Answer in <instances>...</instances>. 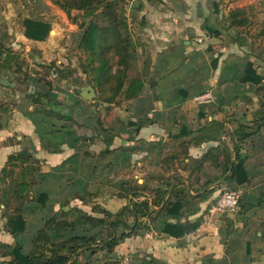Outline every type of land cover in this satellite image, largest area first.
<instances>
[{
	"label": "crops",
	"instance_id": "crops-1",
	"mask_svg": "<svg viewBox=\"0 0 264 264\" xmlns=\"http://www.w3.org/2000/svg\"><path fill=\"white\" fill-rule=\"evenodd\" d=\"M141 3L136 7L139 8ZM197 5L199 7L197 6L195 13L190 11V15L185 10L178 12L181 24L178 27L174 25L176 23L172 24L174 34L170 32L168 37L158 38L154 63L160 70V76L163 77L183 66L174 65L175 58L179 57V54L188 55L183 60L184 65L191 64L194 59L204 60L202 62L205 63L206 68L211 69L212 74L215 69L220 68L219 85L217 84L218 87L223 85L220 90L211 89L212 86L207 80L197 86L198 93L192 99V95L188 94L172 102L170 96H162L159 99V94L155 95L154 100L151 91L145 92L144 86L137 98L126 100L129 106L125 111L131 121L126 122L115 111L119 121L113 124L116 130L113 128L109 130V140L105 136L109 126L102 123L104 120L95 114L92 118L86 116L84 108L90 102L83 96L73 98V108L70 111L65 102L63 103L64 98L60 96L61 93L51 91V95L59 103L53 104L54 111L60 110L59 114L53 113L48 108L42 109L41 105L29 100H20L16 104V108L20 111L19 117L17 113L16 116L14 114L13 119L9 117L10 126L4 127L0 132V171L10 154L22 150V146L25 147L24 150L27 149L33 154L34 163L39 165L40 170L35 173L38 176L37 180L41 184L56 182L51 185L55 196L52 216L58 214L62 207L65 211H70L69 214L76 215L83 211L95 217H102L104 209L118 211L128 200L122 197L121 188L116 191L109 184L119 180H121L118 182L120 187L123 181L137 179L140 186L150 194L156 196L159 192L160 206L154 205L153 208L160 210V215L155 220L151 219L147 222L149 229L127 237L120 243L112 253L115 257L130 261V258L137 256L146 258V262L153 260L160 264H264V200L261 201L264 195V125L258 128L253 123V114L246 111L244 104L239 100L240 97H245L243 96L245 88L242 85L248 84L247 88H250V83H243L240 79H235L234 75L243 73L245 66L239 65L238 57L231 62L224 57L226 63L223 64L221 57L217 56L219 53H215L216 49L225 46L227 42L217 44L214 51L210 52L211 44L203 42V39L201 42L197 41L198 36L205 33L203 31L197 33L196 29L191 31L189 28L194 24L196 27L197 23L193 20L202 18L198 11L199 8L202 9L203 3L200 1ZM159 27L160 25L157 31L160 34L169 33L160 31ZM203 29L208 32L207 27L203 26ZM210 31L215 33L216 30ZM191 32L196 36L190 38ZM209 32L208 34L215 38V34ZM22 34L23 38L39 45L47 42V39L33 40ZM224 50H221V56L225 54H223ZM136 56L140 58L131 61L130 66L135 67L134 63L140 61L136 65L139 69L138 64L144 66V58ZM212 57L215 60L213 65L211 63L209 65L208 60L210 59L211 62ZM61 79L62 82L65 81L64 78ZM161 80L163 83L164 80ZM209 90L213 93L210 102L202 103L196 99L199 94ZM152 102L158 114L149 112L143 116L139 107L146 103L151 105ZM58 105L61 108L55 109ZM57 115H60L63 121L60 126H56L55 121L59 120ZM149 115L154 116V119L147 120L146 116ZM239 123L247 125L246 131L252 134L244 139H240L238 134L232 135V132L238 130ZM86 130L91 133H87ZM15 131L21 134L17 135V140L11 142L8 138L12 137ZM238 147L241 156L246 158L245 166L248 173V181L241 184H235L221 177L226 168L227 156L230 155L234 161ZM172 151L181 152L184 162L182 158H178L169 164H164L163 158ZM105 152L107 158L104 157ZM104 166L107 167L106 172L102 173L100 168L105 169ZM128 167L131 176L123 177L120 171ZM139 174L141 176H138ZM218 177L219 180L206 188V190L214 189L213 192L202 198V192L198 189L208 180ZM168 181L172 184H167ZM225 185L241 191V203L237 206L239 217L234 222L228 218L208 219L206 212L211 202L226 189L222 187ZM72 187L74 189L70 191ZM174 188L179 189L177 195L189 201L182 211L189 212L188 218L199 224L195 231L182 237L163 232L166 223L177 221L175 217L167 216L162 211L167 199H176V193L172 191ZM107 195L108 199L122 202L121 206L113 210L103 202H94L98 197ZM34 196L37 198L39 194ZM40 206L35 200L30 201L24 208V216L27 220L26 231L16 236L4 230L5 235L0 237V241L12 245L22 243L25 239L30 242L46 220L40 219L36 214ZM26 212H30L31 216L27 217ZM234 213L229 216L237 215ZM76 217L78 219V216ZM182 221H186V218L182 217ZM41 223L43 224L40 226ZM30 228L35 232L34 234L29 233ZM67 234L68 232L65 237ZM96 257L101 258V253L98 256L92 254L91 258L83 254V262H80L79 256L76 264H99Z\"/></svg>",
	"mask_w": 264,
	"mask_h": 264
},
{
	"label": "rangeland",
	"instance_id": "rangeland-1",
	"mask_svg": "<svg viewBox=\"0 0 264 264\" xmlns=\"http://www.w3.org/2000/svg\"><path fill=\"white\" fill-rule=\"evenodd\" d=\"M136 1H138L139 3L142 2L144 4V8L142 9V3L139 8L134 7L133 2H135V0H115V6L117 7L115 11H117L118 13L113 17L121 16L124 18L128 26V37L132 43L137 45L135 53H132L131 61H136L138 60V58H140L136 55L142 56L144 58V66L138 64L139 69L136 68V65L137 63H140V61L136 62V64L134 63L135 67L130 66L132 69L130 75L143 77V79L145 80V92L151 91L154 100L156 94H159V99L162 98V96H170L173 99H171L172 102L176 99H182L188 94L192 95V99L194 95L198 93L196 92L197 86L201 85L207 80L209 81L208 83L212 86L211 89L220 90L223 87V85L222 87H218L220 79V68L215 69L214 74H212L211 69L206 68L205 63L202 62L204 60L197 61L194 59L191 64L184 65L183 60L188 55L186 56L183 54H179V57L177 56L175 58L174 65L176 66L177 64V66H183H180L179 68L175 69L174 72H170L171 74L165 75L163 77L160 76V70L154 63L157 55V43H159L158 38L161 36L168 37L170 32L171 34H174V30L172 29L174 26L172 24L176 23L174 24L176 27L181 24V19H179L177 15L178 12L181 13L185 10L188 15H190V11L191 13H195V10L198 6L197 2L200 1L203 3V7L202 9L199 8L198 13L202 18L193 20L197 24L196 27L195 24L190 25L189 28L191 29V31L192 29H194V31L196 29L197 33L201 31L205 33L204 35H200L198 37L203 39V42H208L209 45L211 44L212 47L211 49H209L210 52L214 51L217 44L227 42V46L225 45L219 49H216L219 52H215L216 54L219 53V55L217 56L221 57L222 63H226V58H228L227 60H230L231 62V60L235 59L236 57L239 58V65L246 66L248 65L249 61H251L254 64V68L256 69V71L260 75L262 74L264 77V6L260 3V0ZM137 4L138 3H136V5ZM184 6L185 8H183ZM237 8L245 9V13H243L241 17L246 16L251 21V24L247 29L250 33L244 31L246 30L244 28L227 27L229 24V17L231 16V11ZM26 18H32L50 24V33L47 37L46 43H41L39 45L34 41L32 42L22 37L24 19ZM96 19V17L93 19L91 17H85L84 11L82 10L63 9L58 4L54 3L53 0H0V48H5L17 52L16 54L19 55L18 61L21 63V69L17 65H0V72L5 75L6 78H9L16 84L13 88H10L8 86L2 87L0 85V102H2L0 106L2 105L3 108L7 109H0V123L3 116L5 115H7L8 118L11 117L13 119L14 114L16 116L17 113V116L19 117L20 111L18 108H16V104H18L20 100L28 101L27 92H33L42 85L45 87L46 91L54 90L55 92L57 91V93H61L60 96L64 98L63 103L65 102V105L68 106L69 110L73 108V98H82V95L80 94L81 86H85L88 84L92 85L91 80L94 77L92 73H83L81 68H79L82 63L86 62L87 58L86 52H84L79 47V44L90 21ZM101 24L103 26H110L108 20L101 21ZM158 25H160V31L169 33L160 34V32L157 31ZM203 26L204 28L207 27L208 32L209 30H216L215 33L212 31L209 32L210 34H215V38L210 36L207 30L203 29ZM217 31L219 33H216ZM124 34H126V31L124 32ZM250 34L254 35V37H251ZM190 35V38L196 36L192 34V32ZM239 36H244L247 38V42L244 46L239 45V43L236 41L241 40V37ZM112 38V35L108 37V39ZM197 41L199 40L197 39ZM221 50H224L223 54H225L223 56L220 55ZM229 56H231V58ZM214 57H212L213 59H211V62L210 59L208 60L209 65L210 63L211 65H213L212 63L215 60ZM58 68L63 69L65 73L69 71L71 73L68 76L62 77L56 71V69L58 70ZM192 75L197 76L193 77ZM75 76H78V78L74 79ZM234 76L235 79L241 80L240 77L242 76V73L239 72V74H235ZM236 76L238 78H236ZM61 78H64L65 81L62 82ZM161 79L164 80L163 83ZM261 84L262 86L259 85V87L258 85L253 86L252 84H250V88H247L248 84L242 85L245 88L243 91V96L245 97L241 98L239 96V100L242 104H244L246 111H249L252 114L255 108H259L261 103L264 101V99H262V96L264 97V81H262ZM228 86L229 84L227 85V87ZM260 95L262 96L260 97ZM98 96L99 94L97 93V96L95 98L88 99L90 103L89 105H86L84 109L86 110V116H91V118L94 114L97 117L100 116V118L104 120L102 123H104L106 126H109V128L107 129V134L105 135L107 140H109V130L111 128H113V130H116L113 124L118 123L119 121L116 117L117 114H120L126 122L131 121L125 111V109H127V107L129 106V103L126 102V100H120L114 104H108L103 102ZM56 107L61 108L60 105L55 106V109ZM41 108H48L50 109V111L56 114L60 113V110L54 111L53 105L51 107L42 106ZM139 110H141L143 116L147 115L149 112L154 113L155 115L158 114V110L154 102H152L151 105L146 103L143 106H140ZM115 111L117 112V114L115 113ZM57 116L59 120L55 121L57 122L56 126H60L63 121H61L62 119L60 118V115ZM146 117L149 121L154 119V116L152 115ZM9 124L10 121L8 119V123L6 126L7 128L10 126ZM2 130H4L3 125L0 127V132ZM87 133L90 134L91 131H87ZM18 134L21 133L19 131H15L14 135L12 137H9L8 140L11 142L17 140ZM22 148L24 149L25 147L22 146ZM28 152L29 151L27 150V153ZM104 155H106L104 157H108L106 152L104 153ZM32 157H34L33 154ZM32 162L34 163L33 160ZM34 165L37 167L36 172L40 170L39 165H36L35 163ZM102 167L100 168L102 170V173L106 172L107 167L104 166L105 169H102ZM120 172L123 177L124 175H126V177L128 175L131 176L129 167L127 169H121ZM138 176L141 175L139 174ZM120 181L121 180L113 182V184H109V182H107L113 190L118 191L121 188L118 184V182ZM54 183L56 182L49 181L47 183L43 182V184H41L37 180L34 185L32 198L34 195L39 194L40 196V193H44V200L42 202L38 199V197L36 198L35 196L31 200L40 201L37 202L38 205L40 204L41 206L38 208V211L36 213L37 216L40 217V219H46L54 214L53 208L55 196L52 193L51 188V185H53ZM65 186L66 184L64 183V187ZM229 186L225 185L222 187L231 189ZM73 189L74 188L72 187L69 190L73 191ZM1 194L2 192L0 185V198ZM108 195L106 197H98L94 202H103L106 206L113 210L121 206L122 202L115 199H108ZM240 203L241 199L239 205ZM208 209L209 207H207V210ZM237 211L238 207L223 214L211 213L209 210L206 212L209 216L208 219L221 220L228 218L229 220L234 222V220L239 217ZM234 212L237 213V215H234L233 217L229 216V214ZM28 213L26 215L27 217H30L31 213ZM62 215L63 212H58L59 217H61ZM68 216L69 217L67 218V220L69 222H75L77 219L76 216H78L79 218L80 214L73 215L71 213ZM4 223V212L0 204V237L2 235H5L3 233ZM42 224L43 223H41L40 226ZM70 228H72L71 225ZM29 233L34 234L35 232L32 230V228H30ZM28 241V239H25V241L23 242L27 243ZM105 257L106 253L101 252V258L104 259ZM82 259L84 260L83 253L80 254V262H83ZM125 259L122 258V264H126ZM138 260L139 259L137 256L133 257L132 259L130 258L131 264H137ZM150 261L152 264H160L153 260H148L147 264H150Z\"/></svg>",
	"mask_w": 264,
	"mask_h": 264
},
{
	"label": "trees",
	"instance_id": "trees-1",
	"mask_svg": "<svg viewBox=\"0 0 264 264\" xmlns=\"http://www.w3.org/2000/svg\"><path fill=\"white\" fill-rule=\"evenodd\" d=\"M53 1L63 9L82 10L85 17L97 18L90 21L79 44V47L87 55L86 62L82 63L79 68L83 73L90 72L94 76L91 82L99 94L98 97L108 104L137 98L144 88L145 80L141 76L130 75L132 53H135L137 45L132 43L128 37V26L124 18L121 16L113 17L118 13L115 11L117 8L115 0ZM260 3L264 6V0H260ZM243 13H245V9L232 10L227 27L244 28L246 29L244 31L250 33L247 29L251 21L246 16L241 17ZM103 20H108L110 26H103L101 24ZM125 31L126 34H124ZM23 33L33 40H45L50 33V24L26 18L24 19ZM110 35L113 36L112 39H108ZM250 35L254 37V35ZM239 37L241 40L236 41L239 45L244 46L247 38ZM16 53L9 49L0 48V65H17L21 69V63L18 61L19 55ZM56 71L62 77L71 73L70 71L65 73L60 68ZM261 75L254 68V64L249 61L240 78L243 83L258 85L259 87L264 81V77ZM0 76L6 78L1 72ZM0 85L4 87L3 84L0 83ZM39 88L33 92H27L30 102L49 107L53 104H59L51 95V91H46L43 85ZM262 99H264L263 96ZM0 109L7 110L2 105ZM252 120L258 128L264 125V101L259 108H255ZM1 126L2 123H0ZM246 128H248L247 125L239 123L238 130L232 132V135L238 134L240 139H244L252 134V132H247ZM237 151L234 161L230 155L227 156L226 168L221 177L229 179L235 184H241L248 181V173L245 166L246 158L241 156L240 147ZM182 155L179 151L169 152L162 162L169 164L178 158H182V162H184ZM32 158V154L26 153L24 149L14 152L9 155L0 171L2 192L0 204L3 206L5 218L4 230L14 235L20 236L27 228L24 208L33 199V188L37 181L35 175L37 167L32 162ZM219 179L220 177L210 179L202 188L198 189L202 192V198H206L209 193L213 192L214 189L206 190V188ZM167 184L171 185L172 183L168 181ZM121 190L122 197L127 198L128 202L116 212L104 209L102 210L104 214L102 217H95L81 211L77 222L69 223L67 216L70 211H65L62 207L60 211L63 212V215L59 217L56 214L46 218L44 225L30 242H18L14 245L0 242V264H76L81 253L91 258L92 254L98 256L102 251L108 255L104 259L96 257L99 264H122V258L115 257L112 253L127 237L140 234L144 229H149L147 222L151 219L155 220L160 215V210L153 208L154 205L160 206V193L157 192L156 196L150 194L140 186L137 179L123 181ZM172 191L174 194L176 193V199H167L162 211L167 216L175 217L177 221L166 223L163 232L171 236L182 237L195 231L199 224L197 221L193 222L188 218L189 212L182 211L189 201L177 195L179 189L174 188ZM38 199L42 202L44 194L40 193ZM263 200L264 195L261 197V201ZM182 217H185L186 221H182ZM67 232V237H65ZM87 251H89L88 254ZM138 259L137 264H147L148 262H146V258ZM149 263L152 264L151 261Z\"/></svg>",
	"mask_w": 264,
	"mask_h": 264
},
{
	"label": "built area",
	"instance_id": "built-area-1",
	"mask_svg": "<svg viewBox=\"0 0 264 264\" xmlns=\"http://www.w3.org/2000/svg\"><path fill=\"white\" fill-rule=\"evenodd\" d=\"M200 42L201 38L198 39ZM196 99L199 102L207 103L213 99L212 91H206L199 94ZM241 199V191L239 189H229L223 190L219 196L213 200L210 204L209 211L211 213L223 214L227 211L234 210L239 205ZM126 264H131L129 260L125 261Z\"/></svg>",
	"mask_w": 264,
	"mask_h": 264
},
{
	"label": "water",
	"instance_id": "water-1",
	"mask_svg": "<svg viewBox=\"0 0 264 264\" xmlns=\"http://www.w3.org/2000/svg\"><path fill=\"white\" fill-rule=\"evenodd\" d=\"M136 3H139V2L135 0V2L133 3L134 7H136ZM0 83L3 84L4 86H9V87H15V85H16L10 79L4 78L2 76H0ZM81 95L85 99H92V98H95L97 96V93H96L95 88L92 85L88 84V85L82 86ZM7 122H8V116L5 115V116H3L1 123L4 127H6ZM25 152L27 153V150H25Z\"/></svg>",
	"mask_w": 264,
	"mask_h": 264
}]
</instances>
